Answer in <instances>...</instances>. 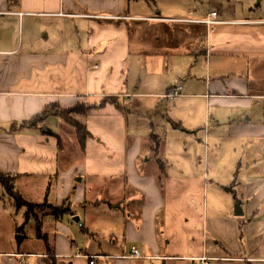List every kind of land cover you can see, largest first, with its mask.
<instances>
[{
	"label": "crops",
	"instance_id": "0c3cea01",
	"mask_svg": "<svg viewBox=\"0 0 264 264\" xmlns=\"http://www.w3.org/2000/svg\"><path fill=\"white\" fill-rule=\"evenodd\" d=\"M131 1L0 0V170L17 176L26 200L69 208L43 216L40 238L29 220L37 247L0 250V264H89L74 256L78 251L101 255L94 264H203L201 257L207 264H264V243L237 238L264 235V219L255 221L256 209L247 207L257 192L243 187L264 181L262 0H226L201 16L194 8L188 16L137 13ZM212 11L220 22H205ZM170 56L188 59L171 66ZM136 67L142 78L132 75ZM175 86L181 94L168 96ZM138 94L148 97L147 137L125 131ZM114 95L122 110L107 102L83 119L91 134L76 158V181L84 185L78 199L73 204V193L64 191L60 204L51 201L69 124L44 110ZM161 98L192 100L190 120L163 114ZM156 126L192 134L182 147L189 156L176 157L172 170L159 166L157 153L143 156ZM38 178L47 182L43 198L27 199L26 183ZM71 206L82 209L83 221ZM16 210L24 219V208ZM45 227L55 230L49 235ZM132 246L140 258L125 256Z\"/></svg>",
	"mask_w": 264,
	"mask_h": 264
},
{
	"label": "rangeland",
	"instance_id": "374dc122",
	"mask_svg": "<svg viewBox=\"0 0 264 264\" xmlns=\"http://www.w3.org/2000/svg\"><path fill=\"white\" fill-rule=\"evenodd\" d=\"M133 7H135V11L137 13H140L141 11H145L147 9L150 13L157 14L159 16H188L190 14V10L194 8L197 12V14L204 15L208 10L215 9L217 10L220 8L221 4L226 2V0H132ZM147 2L149 5H147ZM257 0L253 1V4H255ZM261 5H264V0H262ZM254 6V5H253ZM263 7V6H262ZM162 10V12H161ZM180 27L185 28L188 27L186 24H173V27ZM73 40V39H71ZM170 56L169 59V65H174L177 63L178 65H181V63H185L184 59H188L186 56ZM189 65V63H188ZM139 67V65H138ZM134 68L132 70V75L134 77H141L142 78V71H140V68ZM167 76V79L173 76L171 70L165 72L164 77ZM186 77V76H185ZM140 93L143 92V88ZM187 93L191 92V88H188L186 90ZM136 104L134 106V110L127 114L126 117L127 120L124 121V126L126 127L125 131L126 133L131 136L132 134H138L141 137H147L149 135V129L150 127L145 122V118L143 116V108L148 103V97L144 96L142 94H138L135 98ZM161 106L160 111L164 114L167 113L171 117H176L178 119H182L183 117L189 115L188 120H190V102L192 100L188 98H179L172 101H169L167 99L161 98ZM73 106V105H72ZM69 106V107H72ZM54 110H59L58 107H55ZM128 124V129H127ZM66 125V124H65ZM164 126H156V139H151L148 143V146H150L147 149V154H143L144 158H151V154L154 152L159 158V166L160 162L163 161L164 163V169L165 167L167 169H174L175 168V161L177 160L176 157L181 159V157L189 156L187 155L188 152L184 151L183 149V143L188 141L187 137H190L189 133H183L179 130H173L170 126H167L163 128ZM174 131V132H172ZM178 135V137H177ZM189 135V136H188ZM64 144L66 147V150H64V156L66 157V161L61 163V167L63 168L59 174L57 181H52L49 187L50 195L49 199L53 202H56L60 204L63 200L64 191L73 193V196L71 197V200H73V204L78 199V195L82 192L84 185L81 183H77V178H79V171L81 165L76 163V158L80 154L79 144L78 140L76 139V132L75 129L71 125H66L64 127V131L62 133ZM189 145V144H187ZM188 150H190L189 147H187ZM187 152V153H186ZM202 155V152H198L197 155ZM169 159L170 165L168 166L166 164V161ZM155 165V163H152V166ZM161 167V166H160ZM163 168V167H162ZM210 182V181H209ZM47 182L45 179L38 178L35 180H30L26 183L25 189H27V199H35L39 200L42 199V188L41 186H46ZM74 185L77 186L76 189H74ZM244 189L246 190H254L257 192L255 195H250V202L247 204V207L250 209H256L254 219L255 221H262L264 219V181H258V183L255 184V182L248 180L244 183ZM1 193H3L2 189L0 188ZM75 191V192H74ZM261 193V194H259ZM6 196V195H5ZM31 197V198H30ZM6 205L5 213L0 215V250H16L17 248L19 250H33L37 247V241L28 236V231L30 230V223H27L24 221L22 216V212H17L16 207L11 203L8 196L5 197L4 206ZM72 209L77 210V213L75 216H80L82 221L83 219V211L78 206H71ZM253 209V212H254ZM253 214V213H252ZM12 216H17L18 220H11ZM14 221V222H13ZM33 230H31L35 237L40 238V234L35 230V225L33 222ZM55 229L53 227H45L43 229L44 232H47L49 235L53 233ZM260 231V230H259ZM106 233L103 231L101 233L100 239L103 241ZM239 239V242H246L248 245L256 242H262L264 243V235L258 234L257 237L249 239L248 236L244 235L242 237L237 236ZM43 246V245H42ZM153 262V261H152Z\"/></svg>",
	"mask_w": 264,
	"mask_h": 264
},
{
	"label": "trees",
	"instance_id": "16d2710c",
	"mask_svg": "<svg viewBox=\"0 0 264 264\" xmlns=\"http://www.w3.org/2000/svg\"><path fill=\"white\" fill-rule=\"evenodd\" d=\"M11 3L17 2V0H9ZM107 102L114 104L117 108L122 110L121 104L118 101V97L104 96L99 102L88 103L84 100L77 101L72 107H59L53 105L44 110L43 115L52 113L59 116L64 122L71 125L76 132L77 140L81 148H84L85 141L91 133L87 130L83 119L93 109L104 106ZM58 107L59 110H54ZM16 175H10L0 170V184L4 190V194L8 196L16 209L24 208V219L26 222L33 219L35 222V230L40 234L42 218L44 215H53L55 217L63 215L65 212H69V208L65 207L63 202L62 205L56 206L43 203H35L26 200L16 189ZM41 235V234H40Z\"/></svg>",
	"mask_w": 264,
	"mask_h": 264
},
{
	"label": "built area",
	"instance_id": "2783aa9c",
	"mask_svg": "<svg viewBox=\"0 0 264 264\" xmlns=\"http://www.w3.org/2000/svg\"><path fill=\"white\" fill-rule=\"evenodd\" d=\"M216 16H217V12L216 11H212L210 13V17L207 18L205 20V22L207 23H212V22H220L216 19ZM181 86H175L174 88H172L168 93L167 95L170 96V97H174V96H177L179 94H181ZM68 257H71L70 255H67ZM74 256H84V257H87L88 260H89V264H94L95 263V259H97L98 257H101V255H87V254H84V253H81L80 251H78L76 253V255ZM126 257H129V258H140L141 257V254L139 252V249L135 246H132L130 248V251L127 255H125ZM201 262L203 264H207V258L206 257H201L200 258ZM20 264H25L24 262V259L22 258L20 260Z\"/></svg>",
	"mask_w": 264,
	"mask_h": 264
},
{
	"label": "water",
	"instance_id": "95a60500",
	"mask_svg": "<svg viewBox=\"0 0 264 264\" xmlns=\"http://www.w3.org/2000/svg\"><path fill=\"white\" fill-rule=\"evenodd\" d=\"M234 213H235L236 215H239V214L242 213V211H241L240 208H239V203H238V202L235 203ZM76 219H77V217H76Z\"/></svg>",
	"mask_w": 264,
	"mask_h": 264
}]
</instances>
